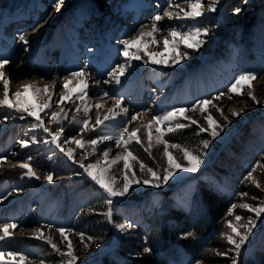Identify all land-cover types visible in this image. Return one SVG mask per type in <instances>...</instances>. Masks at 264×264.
<instances>
[{
    "label": "rangeland",
    "instance_id": "1",
    "mask_svg": "<svg viewBox=\"0 0 264 264\" xmlns=\"http://www.w3.org/2000/svg\"><path fill=\"white\" fill-rule=\"evenodd\" d=\"M203 2L205 5L204 15L193 19L183 18L184 14L181 11V9L190 11V9H188V0H105L103 6H99L97 0H60V7L58 9L54 7L56 0H0V58L5 56L3 59L11 61L9 64L20 67V69L21 67L25 69V71H21L22 73L19 72L21 75L18 79L14 80L13 78V89L12 92L9 93L10 100L15 102L14 94L22 92L24 90H22L24 82L29 84V81H31L34 76L39 78V85H41V87L48 81L55 83L56 90L53 93H45V95L55 94L56 98L59 100L60 95L65 94L67 91V89L63 88L64 83L62 81L65 82V77H70L72 72L78 70L75 66L72 70L61 75V83L54 82L56 75L61 72L62 65L68 66L70 64L71 56L67 58L64 57V51L68 50L69 46H71L70 41L73 36L83 38V30L80 31L78 25H86L94 21V27H101L108 23L109 32L106 31V28L101 31L99 29L91 30L87 33L86 37L88 39L99 34V40L96 42V46L93 47H98L96 53L97 55L99 53V55L92 64H89L86 57L79 53V60L81 61L82 67L91 75L89 79L85 80L87 85L92 88L90 91H87V100L93 105H97V102L100 100L104 102L109 100L106 97H109L112 101L114 99L117 101L121 98L123 101L121 107L128 108L129 112H131L130 109L133 107V104H135L134 108L137 110L129 113V116L136 112L142 113V115L138 117V121L127 122L128 117L123 115L117 116L115 119L105 121L104 125L91 131V128L89 130L88 126L96 121L100 107L93 106L90 114L87 115L88 113H84L82 109L78 107L80 102L75 101V103H72V106L66 110L67 118L63 121L62 125H60L63 127L61 147L65 152H67L71 146L77 148L74 152L73 159H68L55 144H46L44 142L46 139L50 141L51 136L49 133L44 132L43 129L34 126L37 123L35 117L28 115L26 112H18L15 109L0 107V123L4 122L10 124L13 117L17 118L20 121L19 129L23 134L32 130L35 135V142H33V138H31L32 140L24 138V135L13 143V148L16 146L14 148L16 152H25V160H23V157L19 160H13L10 159V156L6 157L7 159L0 160L3 161L0 163V166H7L4 171H0V192L5 191V193L0 194V198H4L5 196L8 198L10 196L9 193L15 198L13 201L3 200L4 203H7L0 207V211L7 216L11 215L9 216L8 222L2 221L3 219L0 220V226L18 223L17 225L19 227L17 229L10 230L12 237L29 236L28 238L30 240H37L35 238L36 234L33 233L31 229L35 227V224L44 222H40L38 217H29L37 211L33 208L38 204V201L42 202L43 210L51 206L49 201H54V206L65 205L67 209L69 207L73 211L76 192L72 188H66L67 185H71L77 182L78 179L84 177L85 181L89 180L90 183L99 187L86 173H84L80 164H87L89 162L98 163L101 168H106L112 164L111 161L118 155L120 150H128L135 155L138 161L140 160L139 163H143L146 166L145 169L152 168L154 171H157L161 177L165 174V170L168 167L167 157L164 156V154L163 156H158L156 152L154 153L153 151L154 148L156 149V139L153 141L151 140L152 146H147L145 144L146 142L142 139H139V142L134 140L128 145L127 149L123 143L117 147L115 140L103 141L106 143L101 146L99 153L95 154L92 158H88V152H86L85 148H89L91 144H86L84 148L81 149L76 146L77 144L74 143L72 138L76 140L82 139L83 141L96 139L99 136L105 135L118 137L121 130L127 129L130 131L132 127H137L140 122L139 119H141L144 114V117L151 120L155 115H161L176 108L184 107L191 109L199 100L213 99L219 92L227 93L230 85L242 73H256L257 79L253 81V84L261 82L263 86L262 90L264 89V0H219L216 12L207 11L208 5L214 3V0H203ZM169 3L173 5L172 8L168 7ZM177 4L179 7H175ZM245 7L247 8L248 18L247 20L239 19L237 16L238 13H236L235 10L241 9L240 12H242ZM146 9L153 10L155 15L164 13L166 9L173 13V18L170 20L172 22L170 23L171 25L167 28H165V26L160 28L162 31H159L160 34L157 35L158 45L155 44L154 41L152 42L151 37H148V39L151 40L149 47H147L148 50H152L155 47L158 52H163L165 40L171 41L173 39L171 28L178 29L181 32H188L196 27H210L211 30L206 37H201V39L205 40V43L198 51L188 49L180 38L177 37L179 48L174 47L172 55L167 60L161 59L162 61H167V63L153 64L151 59L148 58L149 55H147L145 47L139 45L141 59L131 61V66L128 67L125 75L121 77V84L116 85L115 83H108L107 86H104V81L109 80V78L106 77V74L101 73L103 66L100 60L104 57L109 60L108 63L110 64L115 59V62H113L111 66V70L117 68L118 65L126 63V58L122 59L124 49L122 41L126 39L135 40V38L138 37V33L141 32L144 27L147 29L151 23L153 24L151 20L144 19V16H147L145 15ZM125 11H127L128 15L124 18H118V15ZM140 17L144 18L138 19ZM165 18L168 19L167 15H165L164 19ZM15 25L19 28L23 27L25 30L19 32L17 31V27L13 28ZM135 25H138L136 27L137 29H133ZM17 32H19V35L16 34ZM157 33L158 32H155L153 34ZM13 34L17 37L21 34H26L25 38L29 41V44L20 47V40L18 38L16 42L17 45L15 44L16 46H13L14 50L11 49V45L14 42L10 41V37ZM159 38L163 40L159 41ZM107 42L109 46L106 45ZM119 42L120 46H117ZM133 51H135V49H133ZM176 51L178 52L175 53ZM184 52H188L187 58L183 57ZM177 56L181 57L180 63H175V58ZM155 58L159 60L157 56ZM87 64L91 66L86 68ZM33 66H43L45 69L49 70L48 77H43V75L37 76V72L34 71L36 68L33 69ZM224 67H226L223 71L224 73H227L230 67L234 72L227 73L226 75L219 73ZM26 69L31 71L28 72ZM147 84H150L147 89V92H149L148 95L145 92ZM110 87H116L118 94L113 93ZM254 88V86L251 89L245 88L242 96L228 93L233 96L231 100L227 99V96L222 97L219 101L214 100L217 107L223 108L224 115H221L216 107L209 106L208 113H210L221 125L226 123L224 116H227L230 121L223 132L215 139H212L210 135V128L207 132L199 131L200 127L208 128L205 120L208 113L202 114L199 110L195 112L190 111L185 114L190 116L192 120L199 121V125L190 124V121L185 120L184 117H177L168 125H160L161 130L164 132V139L167 140L169 144L181 145L193 151L194 154L201 156V163L196 172H184L180 169L167 184L161 182V187L159 188L154 186L155 181L150 184H134L125 196L115 198L118 204H123L133 210L130 215L137 216L138 213H140V219H144L146 214H142L143 207H145V212L149 213L155 206L163 205L169 199L178 201L175 195L179 197L181 193H184V190H180V188L187 182H189L188 188L193 190V192L198 190L199 183H204L211 186L217 185L220 187L217 188L222 192L234 193V196L238 192L239 183H241L244 187L243 191L237 194L236 199L232 201L231 206H229L228 211L224 214L219 224L221 232L218 238L221 241L224 240V248L223 252L219 251L218 253H227V255H219L220 260L212 264H233L234 258L237 260V264H264V214L258 218L254 212L240 207L242 204H249L253 207L264 205V91L260 96L253 92ZM101 89H103V91H101ZM250 91L258 98V104L253 101L250 96H246ZM105 92L108 93V96L101 97ZM119 94H122V96ZM77 95H79V92L74 94V97H77ZM0 98H4L2 93L0 94ZM24 104L33 110L34 105L32 102H24ZM62 104H64V102ZM62 104L59 106V104L53 103V107L48 109L49 111H38V115L44 122V125L53 131L57 130L59 126L52 120L50 113H63V110L62 112L60 111L62 109ZM104 105H106V103H104ZM243 106L246 108L243 109ZM4 112L11 113V115L3 119L1 114ZM233 112H241V115L239 117H234L232 115ZM83 119L89 120L87 127H83L81 124L75 122L76 120ZM176 123L190 124L189 127H194L196 129L197 138L194 140L188 139L185 142L171 141L172 138H176L178 134H181L183 130L189 128L186 127L176 129L174 132H168L167 128H175ZM227 129H229V131L225 134ZM153 132H158L155 126H153ZM114 133H117V135L115 136ZM128 133L129 132L126 131L125 139H127ZM224 135L225 137H223ZM10 137V132L4 135L3 140H0V149L2 146L4 149L9 144L8 141ZM225 138L227 139L226 143ZM205 139L211 140V144L207 149H204L201 143V141ZM21 140L28 141L29 143V147H24L25 150L22 149L21 146L19 147V142ZM98 142L102 141L98 140ZM119 147L123 148L119 149ZM104 151H110L108 152L110 155L107 162H105L104 158H99ZM173 156L175 157V155ZM175 159L178 160L176 157ZM181 160H184L183 155ZM25 162L31 165L33 171L39 176V179L29 178L23 175L26 169L21 168L20 165ZM123 162L125 163L124 160ZM10 166H12V168ZM137 168L135 175L138 177V180L143 181L145 179H151L150 173L147 175L145 171L143 172L140 170V167ZM250 172L259 183V187L252 183L250 179H246ZM48 175L53 176L51 182L46 179ZM30 180H32V185L30 188H27L29 187ZM250 185L255 187V193L253 191H248ZM101 190L106 193L103 189ZM54 192H60V195L62 192V195L67 194L66 196H62V198H66V201H60L59 197L57 199L56 195L58 193L54 195ZM244 193H247V195H243ZM18 195L21 196L18 197ZM29 201L33 202L23 207V205ZM133 201L140 202H138L139 204L131 203ZM233 204L237 205L234 210H232ZM16 205H19L17 207L21 209V211L17 214H12L14 212L13 208ZM124 206L122 208L118 206V208L123 211L125 209ZM168 206L169 205H163V208H168ZM24 210L26 211L24 212ZM58 210L59 214L57 215V219L60 221L66 220V215L70 214V212L65 209ZM230 210H232L231 215L229 214ZM197 212L200 211L197 210ZM39 213L38 211L37 216ZM88 213L92 212L88 211ZM114 214L115 212L112 210V217ZM104 215L106 216V214ZM236 215L242 217L238 222L240 225L247 224L249 218L256 220V227L253 229L247 243L239 250L240 255L238 257L236 256L234 245L229 244L225 238L226 234H231V229L228 228V222L232 221L233 223H237L235 221ZM20 218L23 219L21 223H19ZM114 220L120 230V234H122V232L137 231L140 239L144 240L143 243L149 240L147 236L146 238L143 236L145 234H142V229L140 227L132 226L125 218L119 216V218H114ZM25 221L28 222L27 225L21 226ZM124 223L130 224L131 227L122 231L119 225ZM57 225L61 226L58 221H55L53 229L51 230H54L53 232L57 238V240H53V242L57 244L61 252L67 251L68 236H71L78 247L77 249L74 248L75 255L78 257L77 264L107 263L108 257L112 254L108 251L101 253L100 251L103 246L95 243L94 239L88 240L87 237L90 236L88 233L83 232L85 234L83 242H81L78 233H75L73 230L66 231L67 239H63L57 231ZM190 227H193V225H190ZM239 231L243 234L247 229L240 227ZM153 232L154 231H151V233ZM184 232L188 234L178 233L177 238H174V240L182 241L189 246L195 244L192 243L194 239L188 236L191 234L194 237L195 233L191 232V230ZM79 233L82 232L79 231ZM214 233L215 231L212 230L210 234L212 238H210L209 241H206L205 237L201 238V240H196V245H200L197 260L194 259L193 251L189 250L188 247L186 248L189 255L184 253V249H175L176 263L210 264L207 263L203 255L206 256L208 251L217 250L212 244L216 239L212 241L215 237V235H213ZM46 234L45 232L43 239H38L42 242V247L41 245L28 244L27 248L29 252L24 249L20 251L15 250L14 244L9 242L10 239L0 241V248L3 249L4 252L15 250L25 254L29 259H27L24 264H67V257L62 256L61 252L55 251L51 245L47 243L49 237ZM237 239H239V237H237ZM12 240L14 239H11V241ZM85 243L88 245V248L84 247ZM46 246L47 248L49 247L51 251L48 252L45 250L44 247ZM20 247L22 248L21 245ZM205 248L207 249L205 250L206 253L204 251ZM143 250H149V246H145ZM29 254L34 255L33 258L35 259L31 258ZM51 254L59 256V261L57 263L50 259ZM160 254L163 258L168 257V252L161 251ZM201 254L202 256H200ZM18 259L19 258H17V261ZM8 262L11 263L9 258L5 256L4 260L0 261V264H7Z\"/></svg>",
    "mask_w": 264,
    "mask_h": 264
},
{
    "label": "snow or ice",
    "instance_id": "2",
    "mask_svg": "<svg viewBox=\"0 0 264 264\" xmlns=\"http://www.w3.org/2000/svg\"><path fill=\"white\" fill-rule=\"evenodd\" d=\"M219 5V0H214V3H211L207 7V11L211 12H216L217 11V6ZM55 8L60 7V0H56V3L54 4ZM169 8H172L173 5L169 3L168 5ZM175 7H179V5H175ZM188 9H181L183 12V18H198L204 15V10H205V5L203 0H188ZM236 13H239L241 9H236ZM165 15L171 20L173 18V13L170 11L165 10L164 13L162 14H156L153 17V26H152V31L150 32H142L140 36L135 39V40H130L126 39L122 41L124 45L123 53L122 55L126 58V63L123 65H118V71L117 69H113V71L110 73L111 79L104 81V83H115L116 85L121 84V77L125 75L127 72L128 67L131 66V61L133 60H140L141 55H140V48L139 45L141 44V41L145 37H151L153 36V33L162 31L157 25L164 20ZM210 27H196L191 31L188 32H181L178 29H171V35H172V40L168 41L165 40L164 46L165 48L169 47L171 44L175 48H179V45L177 44V37L180 38V40L186 45L188 49H193L195 51H198L203 44L205 43V40L201 39L202 36H207L208 33L210 32ZM26 34H21L19 36V40L23 42L24 45H28L29 41L25 38ZM146 47V45H145ZM135 49V51H133ZM27 50V49H25ZM149 55V58L151 59V62L153 64H160V63H167V61H162V60H157L155 57L157 54H147ZM183 57L187 58L188 57V52L183 53ZM181 62V57L177 56L175 58V63H180ZM10 61L8 59H0V80H3V88H4V99L0 100V107H7L9 109H15L18 112H26L28 115L35 117L37 120V123L34 125L36 128L43 129L44 132L49 133L51 136V140H45L44 142L47 143H53L56 145L57 148L60 149L61 152L64 153V155L68 159H73L74 157V151L69 150L67 152L64 151V149L61 147V136L63 135V127L60 126L62 125L63 121L67 118V113H64L61 115L60 113H50L52 120L59 126L57 130L53 131L46 127L44 125V122L40 119V116L38 115V111L42 112L48 109H51L53 107V103L60 104L63 103L64 101H70L72 103H75V101L72 100V95L76 94V87H79L80 93L77 95L78 99H82L83 97L87 96V83L83 79V77L86 76V73L81 70V71H76L71 73V78L65 77V83L63 85V88L68 89L69 95L67 96H61L59 100L53 102L51 95H49V103L44 104L43 106H38L37 110H31L29 107L25 106L23 102V97L27 95L29 91H33L35 93H53L56 90L55 83H53L52 87H45L43 89L38 88V87H33V85H26L23 93L17 92L15 93V102L10 100L9 97V84L10 81L5 76V66L8 65ZM257 79V74L254 72H246L240 74L234 82L230 85L228 92H221L219 93L215 98L213 99H202L199 100L191 109L189 108H176L171 111H167L163 113L162 115H155L153 117V122L156 127V130L160 133L159 136L156 137V141L158 144H164L165 149H164V156L167 157V164L168 167L165 170V174L161 177L157 171H154L152 168H148L147 171L151 175V179H145L143 181H140L138 179H135V173L133 172L131 177L128 174V170L131 168V165L127 163L129 157H131L133 160L136 159L135 156L132 155L131 152H128L126 156L123 157H118L115 160H112L111 163L115 164L118 162V160H124V182L122 187H117L116 186V177L111 176V177H106L105 173H107L108 168H101L98 163H87V164H80V167L84 170V173H86L101 189H103L106 194L108 199L106 200V203L108 205H112L113 203V198L116 197H123L125 196L129 190L132 188L134 184H150L155 181L154 186L159 188L161 187V182L163 184H167V182L175 175L176 171L180 170L182 167L186 171L190 172H196L200 166L201 163V156L196 155L193 153V151L189 150L186 147H182L181 145L178 144H169L167 140L164 139V132L161 130L160 125H168L172 121H174L177 117H184L185 120L190 121V124L192 125H199V121L192 120L190 116L185 115L188 112H195L199 110L202 114L208 113V108L209 106L216 107L217 111L220 112L221 115H224V110L223 108L217 107V105L214 103L215 101H219L222 97L227 96V99L231 100L233 99L232 95H229L228 93L235 94L236 96H242L243 95V90L245 88H253V81ZM76 80L77 84L73 86V81ZM104 96H108V93L105 92L103 94ZM249 96L253 101H255L257 104L259 103L256 95L253 92H249ZM122 104V101H121ZM121 104H117L116 108L113 110H110V115H105L104 119L102 120H97L96 123L99 125H104L105 121L110 120V119H115L117 116L123 115L125 117H128L127 122H134L137 121L138 117L142 115L140 112H136L133 115L129 116V110L127 108H122ZM94 107H99V105H95ZM85 112L90 111V109L85 106L84 108ZM150 111V109H149ZM232 115L234 117H239L241 115V112H233ZM208 128L205 127H200L199 131L200 132H207L209 128L211 129L210 135L212 139H215L217 136L220 135L221 132H223L224 128L227 126L230 121L228 120L227 116H224L225 124L221 125L217 120L214 119V117L208 113L205 117ZM78 124H81L83 127H87L89 120L88 119H83V120H76L75 121ZM190 124H184V123H176L175 128L173 127H168L167 131L168 132H174L176 129H182L189 127ZM153 124H148L146 126L147 132H148V140L151 144L152 140V132L151 129L154 126ZM127 129H123L120 131L118 137H113L109 135L105 136H99L96 139H89V140H76L75 138H72L73 141L77 144V146L81 149L84 148L86 144H91V145H96L98 143V140L100 141H107V140H115L116 146L118 147L121 143L124 144L125 148L127 149L128 145L132 143L134 140L139 142V136L138 133L140 132V129H136L135 131L128 133L127 139H125V133ZM33 142H35V137H33ZM203 148L207 149L209 145L211 144L210 139H205L201 141ZM20 144L23 147H28V141L22 140L20 141ZM177 148L181 149L183 152V159L186 160L187 166L182 165L181 163L177 162L173 154L168 151V148ZM97 152L96 148H93V155ZM105 162L108 161L109 159V154L107 151L103 152ZM4 159H7L6 157ZM3 161H0L2 163ZM21 168L26 169V171L23 173L24 176H27L29 178H35L39 179V176L33 171L31 165L29 163H22L20 165ZM145 165L143 163L140 164V170L143 171L145 169ZM254 171V170H253ZM46 179L51 182L53 180L52 175H48ZM246 179H250L252 183H254L257 187H259V183L255 180V178L252 176V173L250 172L248 177ZM11 195V193H9ZM243 195H247V193H244ZM4 199H7V196L4 197ZM2 202V201H0ZM237 207V205L233 204L232 205V210H234ZM240 207L245 208L251 212H254L256 217H260L262 214H264V205H261L259 207H253L252 205L249 204H242ZM232 210H230V215L232 214ZM107 216L111 218V208H109L107 212ZM242 219L241 216L236 215L235 216V221L237 223H233L232 221L228 222V228L231 229V234H226V239L229 244L234 245L236 249V256L238 257L240 255L239 250L243 245H245L249 239V237L252 234L253 229L256 227V220L249 218L248 223L244 225H240L238 222ZM19 226L15 223L11 224H4L0 226V241H5L8 239L12 238L11 231L10 230H15ZM120 229L123 231L128 227H131L130 224L124 223L119 225ZM244 227L247 229L246 232L243 234L240 233L239 228ZM57 231L60 233L61 238L67 239L66 236V231H71V229H64V228H58ZM80 236L81 242L84 241L85 239V234L84 233H78ZM239 237V239H237ZM36 239H43L44 238V232L41 229L36 230ZM88 240H93L94 238L89 236L87 237ZM47 243L51 245V247L57 251L61 252L60 248L57 246L56 243L53 242L51 238L47 240ZM85 248H88V245L85 243L84 244ZM150 251V249L148 250ZM218 255H227V253H217ZM62 256L67 257V264H77L78 257L75 255V249L73 246V243L71 240H67V251L66 252H61ZM7 256L11 262V264H24V262L28 259L27 256H24L21 253L15 252V251H0V261L4 260V257ZM17 258L18 261H17ZM233 264H237V260L234 258L233 259Z\"/></svg>",
    "mask_w": 264,
    "mask_h": 264
},
{
    "label": "bare ground",
    "instance_id": "3",
    "mask_svg": "<svg viewBox=\"0 0 264 264\" xmlns=\"http://www.w3.org/2000/svg\"><path fill=\"white\" fill-rule=\"evenodd\" d=\"M153 2V1H152ZM151 2V3H152ZM172 2V1H171ZM131 3V2H130ZM145 3V2H144ZM133 4V3H132ZM154 6V5H153ZM138 7V6H137ZM136 7V8H137ZM115 8V7H114ZM120 9V8H119ZM149 9H152V8H149ZM148 9H146L145 11H146V14L145 15H147V16H144V17H140V18H138V19H142V18H144V19H148V20H151L152 22H153V17L155 16V12L153 11V10H148ZM46 12V11H45ZM111 15V14H110ZM128 14H127V11H125L124 13H120L119 15H118V18H120V17H122V18H124V17H126ZM133 16V15H132ZM130 17V16H129ZM136 17V16H135ZM88 18V17H87ZM116 20V19H115ZM125 20V19H124ZM121 21V20H120ZM131 21V20H130ZM140 22V21H139ZM150 22V21H149ZM93 23H94V21H91L90 23H88V24H86V25H83V24H79L78 25V27H79V29H80V31L81 30H83V38H79L78 36L77 37H74L73 36V38H72V40L70 41V45L71 46H69V49L68 50H65L64 51V54H63V56L64 57H70L71 56V59H70V64L68 65V66H66V65H62V69H61V72L60 73H58L57 75H56V77H55V79H54V82H59V83H61L60 81H62L61 80V75L63 74V73H66V72H68V71H70V70H72L73 68H75V66L78 68V70L77 71H81V70H83L85 73H86V76L85 77H83V79L84 80H86V79H89L90 77H91V75L89 74V73H87V71H86V69L84 68V67H82V64H81V61L79 60V56H80V54L79 53H81L82 55H84L85 57H86V60H88V63L89 64H92L93 63V61L98 57V55H99V53H98V55H97V51H98V47H96V48H93L94 46H96L95 44H96V42L99 40V38H98V35L99 34H97V35H95L94 37H92L91 39H88L87 37H86V35H87V33L89 32V31H91V30H105L106 28H107V32H109V30H108V23H106V24H104L103 26H101V27H94V25H93ZM96 23V22H95ZM147 23V22H146ZM151 23V22H150ZM149 23V24H150ZM170 23H172L171 21H170V19L168 18H165L162 22H160V24H158L157 25V27H159V28H162V26H165V28H167V27H169L171 24ZM138 26V25H137ZM136 25L133 27V29H137L136 27H137ZM152 26H153V24L151 23V25L150 26H148V28L146 29L145 27L141 30V32H139L138 33V37L140 36V34L142 33V32H150V31H152ZM172 29V28H171ZM25 30V28H23V27H21V28H19L17 31H19V32H23ZM166 30V29H165ZM119 31V30H118ZM139 31V30H138ZM137 31V32H138ZM19 32H17L16 34L17 35H19ZM167 32V31H166ZM158 34H160L159 32L157 33V34H153V36H151V40H152V42L154 41V43L155 44H157L158 45V40H157V35ZM163 34V33H162ZM126 35V34H125ZM167 35H168V33H167ZM137 37V38H138ZM18 38H19V36L17 37L15 34H13L11 37H10V41L11 42H14V43H12V45H11V49H13L14 50V48H13V46L16 44L17 45V41H18ZM137 38H135V39H137ZM151 40H149L148 39V37H145L142 41H141V44L140 45H142V47H145V45H146V47H145V49H146V52H147V54H157L156 56L158 57V59L159 60H161V59H163V60H167L171 55H172V51H173V49H174V47L170 44L169 45V47H167V48H164V50H163V52H161V51H157V49L154 47V49H152V50H148V48L147 47H149V43H150V41ZM161 40H163L162 38H159V41H161ZM10 43V42H9ZM19 46L21 47V46H23L24 44H23V42L22 41H19ZM161 43V42H160ZM111 44V43H110ZM152 44V43H151ZM15 45V46H16ZM106 45L107 46H109V43L107 42L106 43ZM156 45V46H157ZM117 46H120V42L119 43H117ZM124 46V45H123ZM115 47V46H114ZM160 48H161V46H160ZM162 48V49H163ZM115 49V48H114ZM150 49V48H149ZM118 52V51H117ZM178 51H176L175 53H177ZM63 53V52H62ZM5 54V53H4ZM75 54V55H74ZM73 55V56H72ZM5 56H2L1 58L3 59ZM10 57V56H9ZM63 57V58H64ZM119 57V56H118ZM0 58V59H1ZM125 57L124 56H122V59H124ZM149 58V57H148ZM96 61H98V60H96ZM108 59H106V58H102L101 60H100V62L102 63V66H103V68H102V71H101V73H104V74H106V77L107 78H111L110 77V73L113 71V70H111V66H112V64H113V62H115V59L113 60V62H111L110 64L108 63ZM11 62V61H10ZM17 62V61H16ZM116 65V64H115ZM91 65H86V68H89ZM36 68V69H35ZM114 68V67H113ZM231 68V67H230ZM230 68H228L229 70L227 71V73H232V72H234V71H232ZM23 69V70H22ZM33 69H35L34 71H36L37 72V76H39V75H43V77H48V75H49V70H47V69H45L43 66H33ZM115 69H117V71H118V68H115ZM224 69H226V67H224L223 68V70L221 71V72H219V73H222V74H227V73H224L223 71H224ZM28 72H30L31 70H29V69H26ZM4 71H5V76H6V78L8 79V81H10V84H9V93H11L12 92V89H13V86H12V81H13V78H14V80H16V79H18V77H20V73L19 72H21V71H25V69L23 68V67H21V69H20V67H15V66H13L12 64H8V65H6L5 66V69H4ZM93 72V71H92ZM216 72V71H215ZM22 73V72H21ZM52 73V72H51ZM100 73V74H101ZM99 74V75H100ZM217 74V73H216ZM36 75V74H35ZM52 76V75H51ZM68 78H71V76L70 77H68ZM106 80V79H105ZM121 80H122V78H121ZM30 83L29 84H26L27 82H24V84H23V86H22V90L25 88V86L26 85H33V87L35 88V87H38V88H41V89H43V88H45L46 86L47 87H52V85H53V82L52 81H48L47 83H45L44 84V86H42L41 87V85H39V78H37V77H33L32 78V80L31 81H29ZM63 83H65L64 81H62ZM228 82V81H227ZM62 83V84H63ZM91 83V82H90ZM14 84V83H13ZM77 84V81L76 80H74L73 81V86H75ZM137 84V83H136ZM2 85H3V80H0V94L2 93V95H3V97H4V88L2 87ZM91 85V84H90ZM98 85V84H97ZM107 86L108 85V83H104V86ZM92 86V85H91ZM114 86V85H113ZM253 86L255 87L254 89H253V92H255V94H258V95H262L263 94V91H264V89L262 90V88H263V86H262V83L261 82H257V83H254L253 84ZM107 88V87H106ZM105 88V89H106ZM110 88H112V92L113 93H117V88L116 87H110ZM132 88V87H131ZM156 88V87H155ZM92 88L91 87H87V89H86V91H90ZM153 90V89H152ZM101 91H103V89H101ZM119 91H120V89H119ZM23 92V91H22ZM21 92V93H22ZM80 93V89H79V87H76V93ZM98 92V91H97ZM108 92V91H107ZM252 92V91H251ZM100 93V92H99ZM102 93V92H101ZM144 93V92H143ZM249 93V92H248ZM118 94V93H117ZM51 95V98H52V101L53 102H55V101H57L58 99L56 98V96H55V94L53 95V94H50ZM67 95H69V92H68V89H67V91H66V93L65 94H61L60 95V97L61 96H67ZM119 95H121L122 96V94H119ZM246 95V94H245ZM264 95V94H263ZM15 96V95H14ZM42 96V97H41ZM100 96V95H99ZM102 96H104L103 94L101 95V97ZM246 96H249V94H247ZM264 97V96H263ZM262 97V98H263ZM9 98V97H8ZM86 98V99H85ZM106 98H108L109 100H107L106 101V99H105V101L106 102H104V101H101L100 99V101L99 102H97V105H99V107H100V109H99V113L97 114L98 116L96 117L97 119H96V121L97 120H102V119H104V117H105V115H110L111 113H110V110H113V109H115L116 108V106H117V104H121V101H122V99L120 98L119 100H117V101H115V99L112 101L109 97H106ZM251 98V97H250ZM4 98H0V100H3ZM88 98H87V96L86 97H83V99H78L76 96L74 97V95H72V100L73 101H79L80 103H79V106L78 107H80L81 109H82V111L84 112V113H88L87 115H89L90 114V112H91V110H92V108H93V106H95V105H93L90 101H88L87 100ZM125 99V98H124ZM258 99V98H257ZM91 100V99H90ZM103 100V99H102ZM227 100V99H226ZM125 101V100H124ZM143 101V100H142ZM193 101V100H192ZM23 102H28V103H30V102H32L33 103V110H37V108H38V106H43L44 104H46V103H49V95H45V93H35L34 92V90L33 91H29L28 93H27V95L26 96H24L23 97ZM123 102V101H122ZM104 103H106V105H104ZM61 104L62 103H60L59 104V106H61ZM146 104V103H145ZM134 105V104H133ZM72 106V102H70L69 103V101H64V104H62V109L60 110L61 112H62V110H63V113H61V115H63L64 113H66V110H68L70 107ZM85 106H87L89 109H90V111H88V112H85L84 111V108H85ZM146 106V105H145ZM144 107V106H143ZM125 108V107H124ZM246 107L245 106H243V109H245ZM128 109V108H127ZM131 110V112H129V113H132V112H135V110H137L136 108H134V106L130 109ZM47 111H49V110H47ZM65 111V112H64ZM156 112V111H155ZM162 113V112H161ZM155 114V113H154ZM2 116H3V119H5L7 116H9V115H11V113H7V112H4L3 114H1ZM78 115V114H77ZM145 115V114H144ZM144 115H143V117L141 118V119H139L140 120V122H139V124L137 125V127H135V128H133L132 127V129L129 131V130H127L129 133H131V132H133V131H135L136 129H140V132L138 133V136H139V139H142L144 142H146L145 144L147 145V146H152V142H151V144H150V142H149V140H148V132H147V128H146V126L148 125V124H153L154 125V122H153V118L150 120V119H147L146 117H144ZM162 115V114H161ZM243 115H245V114H243ZM120 116H122V115H120ZM148 116V115H147ZM150 116H153V115H150ZM206 120V119H205ZM204 120V121H205ZM22 121V120H21ZM96 121L92 124V125H90V126H88L89 127V130H90V128H91V131L94 129H97V128H99V127H101L102 125H99V124H97L96 123ZM138 121V120H137ZM22 125H25V124H22ZM19 126H20V121H19V119H17V118H12L11 119V123L9 124V123H4V122H2V123H0V140L2 141L3 140V137H4V135L6 134V133H8V132H10L11 133V137H10V140L8 141V145L4 148V149H2V150H0V160H2V159H4L5 157H11L10 159H13V160H19L20 158H22L23 157V160H25V158H26V156H25V152L24 151H22V152H20V153H18V152H16L15 150H14V148L16 147H14L13 148V143H15L16 141H17V139L18 138H20V137H23L24 135V138H26V139H30V140H32L31 138H33L35 135L33 134V132L34 131H32V130H30L29 132H27V133H22V131L19 129ZM155 126V125H154ZM113 130V129H112ZM228 131H229V129H227V131H226V133L225 134H227L228 133ZM115 132V131H114ZM151 132H152V141L154 140V139H156V137L157 136H159L160 135V133L159 132H156V133H154L153 132V128L151 129ZM118 133V132H117ZM117 133H114L115 134V136L117 135ZM229 135V134H228ZM223 137H225V135L223 136ZM78 140H82V139H78ZM22 141V140H21ZM112 141V140H111ZM226 141H227V139L225 138V143H226ZM1 143H3V142H1ZM75 143V142H74ZM104 143H106V142H98L96 145H91L89 148H85L86 149V152H88V154H87V156H88V158H92L93 156H95V154H98L99 153V149L101 148V146L104 144ZM224 143V144H225ZM29 144V143H28ZM46 145V144H45ZM22 147V149H24V147L20 144V142H19V147ZM47 146V145H46ZM77 146V145H76ZM28 147H29V145H28ZM78 147V146H77ZM156 149L154 148L153 149V151H154V153L156 152V154L158 155V156H163V154H164V149H165V145L164 144H156ZM25 148H27V147H25ZM79 148V147H78ZM93 148H96L97 149V152L93 155L92 153H93ZM123 147H119V149H122ZM159 148V149H158ZM32 149V148H31ZM77 148L76 147H74V146H71V147H69V150H73L74 152H75V150H76ZM25 150V149H24ZM69 150H67V151H69ZM121 151V150H120ZM119 151V153H118V155H116V157L115 158H113V160H115V159H117L118 157H123V156H126L127 154H128V152H130V151H128V150H123V151H121L120 152ZM168 151H170L173 155H175V157L178 159L177 161L179 162V163H181L182 165H184V166H187V161H184V160H181L182 159V155H183V152H182V150L181 149H177V148H169L168 149ZM107 152H110V151H107ZM132 153V152H131ZM37 154V153H36ZM109 154V153H108ZM120 154H122V155H120ZM110 155V154H109ZM132 155L133 156H135L133 153H132ZM44 158V157H43ZM48 158V157H47ZM87 158V157H86ZM99 158H104V155L103 154H101L100 156H99ZM32 159V158H31ZM46 160V159H45ZM98 161V160H97ZM140 161V160H139ZM139 161L137 160V158L135 159V160H133L131 157H129V159H128V161H127V163L128 164H130L131 165V168L128 170V174H129V176L131 177V175H132V173L134 172L135 173V171H136V169H138L137 167H140V164L141 163H139ZM166 161V160H165ZM54 163V162H53ZM33 164V163H32ZM48 164H49V162H48ZM47 165V164H46ZM50 165V164H49ZM52 166V165H51ZM1 168H0V171H4V169L7 167V166H4V167H2V166H0ZM106 167V166H105ZM43 168V167H42ZM106 168H108V171H107V173H105V175H106V177H111V176H115L116 177V186L117 187H122V185H123V182H124V173H125V169H124V162H123V160H118V162L117 163H115V164H111V165H109V166H107ZM47 169V168H46ZM50 169V168H49ZM181 170H183L184 172H189V171H186L185 169H184V167H182L181 168ZM41 171V170H40ZM146 172V174L147 175H149V172L147 171V169H144L143 170V172ZM177 172V171H176ZM47 173V172H46ZM138 177H136V175H135V179H137ZM31 185H32V180H30V184L28 185L29 187H27V188H30L31 187ZM9 199H11V196H9L8 197ZM119 198V197H118ZM117 198V199H118ZM3 201V200H2ZM8 201V200H7ZM26 224L25 225H27V223L28 222H25ZM33 229H31V230H33V233H35L36 234V230L37 229H41V230H43V232L45 233H47L46 235L49 237V238H51L52 240H57V238H56V235L54 234V230L52 231L51 229H53V228H50V227H47V226H44L43 224L42 225H35V227H32ZM45 236V235H44ZM68 238H69V240H71L72 241V243H73V246H74V248H78L77 247V245L75 244V241H74V239L71 237V236H68Z\"/></svg>",
    "mask_w": 264,
    "mask_h": 264
},
{
    "label": "trees",
    "instance_id": "4",
    "mask_svg": "<svg viewBox=\"0 0 264 264\" xmlns=\"http://www.w3.org/2000/svg\"><path fill=\"white\" fill-rule=\"evenodd\" d=\"M97 3L99 4V6H103L105 0H97ZM237 16L239 19L247 20V8L245 7L242 12H239L237 14ZM196 138V129L194 127H189L183 130L181 134H178L176 138H172L171 141L185 142L188 139L194 140ZM243 189V185L239 183L238 193L242 192ZM248 191H253L255 193L256 189L253 185H250ZM200 194L206 208L205 213L201 217H199V220L196 221V219H194L195 221H192L189 219V217L184 215V213L176 212L174 213V224H172L170 227L166 226L165 224H158L157 226H154L153 230H151L154 231L153 233H151L150 231L149 233L145 234L150 240H148L146 243H143L144 240L140 239V236L137 231H128L123 236L117 249L118 258L114 256L113 259L110 261V264H116L118 262L120 264H156V262H161L162 256L160 252H165L166 250H168V248L166 247L171 245V240L177 238L178 233L188 234L184 231L188 232L189 230L195 233L194 237L191 234L188 235L194 239L192 243L195 244L189 246L186 243H183L182 241L178 242L182 244L180 246H183L184 248L188 247L189 250L193 251L194 259L197 260L199 254V246L196 245V240H201V238L204 237L206 239L208 236L207 232H210L208 230L212 228L216 229V234L212 241L215 238L216 239L211 242L214 245V248H216L217 250L214 249V251H208L206 256L203 255V257H205L207 263L212 264L213 262H218L220 260V257L219 255H217V253L219 251L223 252L224 248V240L221 241L218 238L221 232L219 224L221 223L224 214L228 211L229 206H231L232 201L236 199L237 194L234 196L228 192L220 191L214 185L208 186L207 184H203L202 186H200ZM91 206V208L86 211H83L80 214L78 220L81 225L85 227L84 232L88 233L91 237H93L95 243L106 244V242H109V239L111 237L110 226L104 215L108 206L104 201L98 204L94 203ZM88 211H91L92 213H88ZM190 225H193V227H190ZM18 240V244L21 246H23V244L25 243H31L33 245L42 246L41 241L30 240L25 236L19 237ZM155 241L159 242L156 243ZM145 246H149L150 251L143 250ZM45 248L48 252L51 251L49 247ZM205 250L207 249L205 248L204 251ZM200 256H202V254ZM50 259L53 262L57 263L59 261V256L51 254Z\"/></svg>",
    "mask_w": 264,
    "mask_h": 264
}]
</instances>
